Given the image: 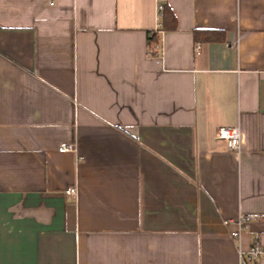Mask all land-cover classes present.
I'll return each mask as SVG.
<instances>
[{
    "label": "crops",
    "instance_id": "crops-1",
    "mask_svg": "<svg viewBox=\"0 0 264 264\" xmlns=\"http://www.w3.org/2000/svg\"><path fill=\"white\" fill-rule=\"evenodd\" d=\"M256 237L264 0H0V264H237Z\"/></svg>",
    "mask_w": 264,
    "mask_h": 264
},
{
    "label": "built area",
    "instance_id": "built-area-1",
    "mask_svg": "<svg viewBox=\"0 0 264 264\" xmlns=\"http://www.w3.org/2000/svg\"><path fill=\"white\" fill-rule=\"evenodd\" d=\"M163 10V6L161 4L157 5V12L158 15L161 16ZM159 20V19H158ZM161 34L160 25L157 24L156 28L153 30L152 35H155L158 39V35ZM151 37V35H150ZM147 51L150 56H159L160 50L159 45L155 41L154 43H147ZM216 137L222 141H224L231 151L239 152L240 151V139L241 133L238 127H220L216 131ZM74 145L72 144H63L60 145L58 148L59 152H66V151H74ZM65 196L67 197H75L77 192L75 188H67L64 192ZM252 219L249 216H239L235 222L237 229L231 232L232 238H239L241 230L245 226L246 222ZM226 223H230L228 220ZM261 257H264V247L260 244L258 238L256 237L249 248L245 251L238 250V262L237 264H254L257 260Z\"/></svg>",
    "mask_w": 264,
    "mask_h": 264
},
{
    "label": "trees",
    "instance_id": "trees-1",
    "mask_svg": "<svg viewBox=\"0 0 264 264\" xmlns=\"http://www.w3.org/2000/svg\"><path fill=\"white\" fill-rule=\"evenodd\" d=\"M162 12H163V24H164V28L166 27H170V28H175V26H176V22H175V18H174V16L172 15V13L170 12V10L167 8V7H165V6H163V10H162ZM160 28H161V30H162V28H163V26H161L160 25ZM202 35V36H208L210 33L209 32H207V31H196L195 32V35ZM209 37V36H208ZM157 40V37H155V35H151V37L149 36L148 37V41L150 42V43H154L155 41Z\"/></svg>",
    "mask_w": 264,
    "mask_h": 264
}]
</instances>
